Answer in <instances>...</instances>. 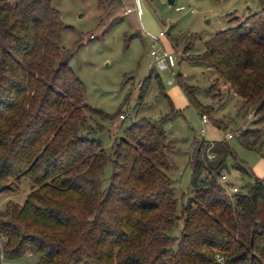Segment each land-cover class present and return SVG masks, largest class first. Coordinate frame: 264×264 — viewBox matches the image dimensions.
Wrapping results in <instances>:
<instances>
[{
	"label": "trees",
	"instance_id": "16d2710c",
	"mask_svg": "<svg viewBox=\"0 0 264 264\" xmlns=\"http://www.w3.org/2000/svg\"><path fill=\"white\" fill-rule=\"evenodd\" d=\"M52 1L0 0V197L16 194L20 180L30 182L22 204L7 201L0 209L5 261L32 254L36 264H264V181L238 187L230 200L217 180L226 175L225 158L218 159L213 143L192 145L191 195L179 215L166 118L134 121L114 140L112 160L90 136L103 127H90L85 112L105 114L86 104L84 85L61 54L63 24ZM260 4L210 37L202 55L183 50L244 105H254L255 122L264 120ZM180 86L189 105L211 118L196 89ZM109 159L112 175L103 188ZM179 219L181 233L173 236Z\"/></svg>",
	"mask_w": 264,
	"mask_h": 264
},
{
	"label": "rangeland",
	"instance_id": "374dc122",
	"mask_svg": "<svg viewBox=\"0 0 264 264\" xmlns=\"http://www.w3.org/2000/svg\"><path fill=\"white\" fill-rule=\"evenodd\" d=\"M134 4V0H110L102 6L99 0L52 1L63 24L61 54L69 55V67L84 85L86 104L105 114L85 112L90 127H103L90 136L100 141L112 160L114 140L134 121L166 118L162 127L171 145L167 157L174 169L169 177L179 215L191 195L188 159L199 139L213 143L218 159L225 158L228 181L242 191L255 178L264 181V120L255 122L254 105H244L206 64L187 59L188 54L202 55L204 43L217 32L260 11V0H139L141 14L123 16L124 8ZM160 31L171 70H159L150 55ZM187 46L190 50L184 55ZM182 84L194 87L196 100L210 109L205 134L201 133L200 113L189 105ZM218 122L223 123L219 128ZM247 129L252 131L242 136ZM226 133L233 137L223 141ZM110 159L103 171V188L112 175ZM18 187L16 194L0 197V209L7 201L24 202L29 180H20ZM259 217L264 221V201ZM181 228L179 219L171 235L179 236ZM36 262V255L26 254L3 264Z\"/></svg>",
	"mask_w": 264,
	"mask_h": 264
},
{
	"label": "built area",
	"instance_id": "2783aa9c",
	"mask_svg": "<svg viewBox=\"0 0 264 264\" xmlns=\"http://www.w3.org/2000/svg\"><path fill=\"white\" fill-rule=\"evenodd\" d=\"M135 4L134 6H132L131 8H124V14H129L132 11H135L138 15H140V7H139V0H134ZM164 33L160 32L158 34V36L156 38L153 39V44L151 46V51H150V55L152 58V62L155 63L156 67L159 70H166V69H170V66L168 64V57H167V53L165 52L163 45L160 42L159 37L162 36ZM169 84L172 83V80H170L168 82ZM119 119L123 120L125 118V116L123 114H120ZM202 128H201V133L205 134L206 133V124L208 123V117L204 114H200L199 116ZM233 137L232 133H226L223 136V139L227 140ZM204 139V138H202ZM214 155H208V158L211 160L213 159ZM219 183L222 185L225 194L227 195V197L232 200L233 199V195L235 193H237L239 191V188L237 185L232 184L228 181L227 176L225 174L221 175L218 179ZM217 259L219 261H222V257L221 256H217ZM5 261L4 258V254L0 248V264H3Z\"/></svg>",
	"mask_w": 264,
	"mask_h": 264
},
{
	"label": "crops",
	"instance_id": "0c3cea01",
	"mask_svg": "<svg viewBox=\"0 0 264 264\" xmlns=\"http://www.w3.org/2000/svg\"><path fill=\"white\" fill-rule=\"evenodd\" d=\"M132 12H135V11H132ZM132 12H130V13H132ZM140 12H141V10H140ZM130 13H129V14H130ZM135 13H136V12H135ZM136 14H137V13H136ZM140 14H141V13H140ZM126 15H127V14H126ZM123 16H125V14H124ZM137 16H139V15L137 14ZM160 32H161V31H160ZM160 32H159V33H160ZM159 33H158V34H159ZM163 37H164V34H163L162 36H160L159 39H161V38H163Z\"/></svg>",
	"mask_w": 264,
	"mask_h": 264
}]
</instances>
